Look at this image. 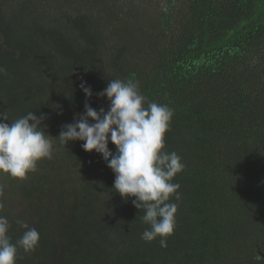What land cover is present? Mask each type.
Listing matches in <instances>:
<instances>
[{
  "label": "trees",
  "instance_id": "obj_1",
  "mask_svg": "<svg viewBox=\"0 0 264 264\" xmlns=\"http://www.w3.org/2000/svg\"><path fill=\"white\" fill-rule=\"evenodd\" d=\"M0 67L4 122L43 114L54 145L25 178L0 173L11 241L18 219L40 234L16 264H264V0H0ZM113 79L174 110L167 247L141 239L144 210L100 154L57 138L86 102L108 110Z\"/></svg>",
  "mask_w": 264,
  "mask_h": 264
},
{
  "label": "clouds",
  "instance_id": "obj_2",
  "mask_svg": "<svg viewBox=\"0 0 264 264\" xmlns=\"http://www.w3.org/2000/svg\"><path fill=\"white\" fill-rule=\"evenodd\" d=\"M0 74H7L3 67ZM80 87L87 98L93 95L86 81ZM97 95L107 97L108 110L101 107L97 111L86 102L84 113L77 114L73 123L63 125L57 138L64 146L69 141H83L84 151L100 154L115 174L113 189L125 199L134 197L133 206L144 210L142 220L149 227L141 239L152 242L159 237L160 246L167 247L179 206L169 201L173 195L177 202L181 199L180 185L172 181L185 167L176 152L165 151V134L174 110L149 102L138 82L133 81L110 80ZM45 119L43 114L37 117L28 112L9 124L4 122L9 121L7 115L0 113V173L23 179L37 170L40 160L52 159L51 136L41 130ZM109 142L115 145V152L109 149ZM4 207L0 202V211ZM16 223L24 231L13 243L8 235L10 222L0 214V264H16L19 249L29 253L38 246V230L22 219Z\"/></svg>",
  "mask_w": 264,
  "mask_h": 264
}]
</instances>
